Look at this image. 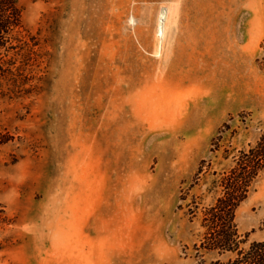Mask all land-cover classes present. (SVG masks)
Masks as SVG:
<instances>
[{
    "label": "rangeland",
    "instance_id": "obj_1",
    "mask_svg": "<svg viewBox=\"0 0 264 264\" xmlns=\"http://www.w3.org/2000/svg\"><path fill=\"white\" fill-rule=\"evenodd\" d=\"M12 11L0 29V264H227L264 240V169L243 170L264 133V0ZM225 196L239 204L216 223ZM221 224L238 249H213Z\"/></svg>",
    "mask_w": 264,
    "mask_h": 264
},
{
    "label": "trees",
    "instance_id": "obj_2",
    "mask_svg": "<svg viewBox=\"0 0 264 264\" xmlns=\"http://www.w3.org/2000/svg\"><path fill=\"white\" fill-rule=\"evenodd\" d=\"M17 0H0V29H2L9 20L14 16L12 11L16 7ZM7 5L12 7L11 13L7 11ZM17 15V14H16ZM264 169V133L261 135L260 140L257 142L255 147L251 149V163H244L243 170L251 174V180L256 178L259 171ZM239 184V183H238ZM237 184V185H238ZM239 204V201L233 202L231 197L225 196L219 200V207L210 210V214L213 220H221V223H225L226 218H233L234 208ZM220 210V211H219ZM216 240L212 244L213 249L230 250L234 251L239 248L238 243H232V234L224 229V225L217 230ZM239 256L236 260H231L227 264H264V240L254 241L251 243L250 248L247 251L238 250ZM210 264H222L219 260L212 261Z\"/></svg>",
    "mask_w": 264,
    "mask_h": 264
},
{
    "label": "bare ground",
    "instance_id": "obj_3",
    "mask_svg": "<svg viewBox=\"0 0 264 264\" xmlns=\"http://www.w3.org/2000/svg\"><path fill=\"white\" fill-rule=\"evenodd\" d=\"M164 23H165V19L164 18H160L159 19V35L163 34Z\"/></svg>",
    "mask_w": 264,
    "mask_h": 264
},
{
    "label": "crops",
    "instance_id": "obj_4",
    "mask_svg": "<svg viewBox=\"0 0 264 264\" xmlns=\"http://www.w3.org/2000/svg\"><path fill=\"white\" fill-rule=\"evenodd\" d=\"M166 12H167V11H166ZM166 12H165V13H166Z\"/></svg>",
    "mask_w": 264,
    "mask_h": 264
}]
</instances>
